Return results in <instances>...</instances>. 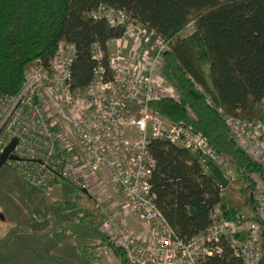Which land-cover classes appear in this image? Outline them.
Returning <instances> with one entry per match:
<instances>
[{"label": "built area", "instance_id": "2783aa9c", "mask_svg": "<svg viewBox=\"0 0 264 264\" xmlns=\"http://www.w3.org/2000/svg\"><path fill=\"white\" fill-rule=\"evenodd\" d=\"M85 16L121 36L109 39L105 48L93 44V78L83 90L74 89L77 45L61 41L48 66L27 65L18 94L0 95V156L18 140L17 160L8 159L5 166L46 194L57 181L86 192L110 185L122 210L105 215L103 232L124 253L125 264H203L228 249L241 264H259L264 257V122L227 119L233 138L263 168V176L255 177V218L228 220L215 209L204 233L182 239L155 203L151 140H168L197 154L204 170L211 172L212 163L229 185L237 181L234 167L193 125L172 122L152 109L154 102L180 101L161 73L170 41L123 9L99 4ZM131 218L146 229L134 231Z\"/></svg>", "mask_w": 264, "mask_h": 264}, {"label": "trees", "instance_id": "16d2710c", "mask_svg": "<svg viewBox=\"0 0 264 264\" xmlns=\"http://www.w3.org/2000/svg\"><path fill=\"white\" fill-rule=\"evenodd\" d=\"M99 4L125 10L170 41L161 73L180 101L154 102L152 109L193 125L235 170L237 181L221 190L200 156L152 139V191L169 225L187 240L208 229L215 209L228 220L255 218V177L263 168L233 138L227 119L264 122V0H0V95L18 94L27 65L48 66L61 41L77 45L74 89H85L95 68L93 44L105 48L121 36L85 16ZM203 264L241 261L228 249Z\"/></svg>", "mask_w": 264, "mask_h": 264}, {"label": "rangeland", "instance_id": "374dc122", "mask_svg": "<svg viewBox=\"0 0 264 264\" xmlns=\"http://www.w3.org/2000/svg\"><path fill=\"white\" fill-rule=\"evenodd\" d=\"M191 31L192 28H189L186 33H190ZM131 52V49L126 51L127 58H130ZM63 123L66 130H68L69 125L67 121L64 120ZM19 177L21 178L15 170L8 166H4L0 171V216L3 215L5 219L4 221L0 217V264H34L32 255H28L26 260L22 259L23 262L21 263L18 260V255H14L15 251L17 253L19 251V235L24 233L28 236V254L34 251L33 247L36 240L33 237L30 238L32 234L43 237L49 234L55 236L57 239L69 237L78 248L73 257L79 261L81 258L86 259L87 263L85 264H124L123 261H118V259L114 258L112 250L105 244L108 237L103 234L105 215L122 210L121 200L110 185H101L102 190L98 188L95 194L84 195L85 197L81 196L79 190L69 185H64L68 191L66 196L68 204L59 203L53 209H50L51 211L49 210L48 213H43L42 215L36 214L35 221L47 224V228L42 231L43 233L39 234L27 228L23 229L25 225V223H22L23 218H19L20 222L18 223L14 221L18 218L12 216L10 209L1 207L4 201H13L15 199L18 203L16 193L21 189V184H24L22 182L23 179L21 178V180ZM12 179L14 181L11 183L13 189L11 191V187H7V185L8 183L10 184ZM24 191L33 193L35 189L29 185H25ZM101 193L106 194L105 197ZM56 194L60 193L57 192L54 195L56 196ZM25 208L28 211L31 209L28 203L25 204ZM134 225L136 228H144L143 222H136L130 226L133 228ZM51 230H53L52 233H50ZM133 230L139 231L135 228ZM60 252L58 251L57 253L56 262L67 264L68 260L60 257L62 256Z\"/></svg>", "mask_w": 264, "mask_h": 264}, {"label": "crops", "instance_id": "0c3cea01", "mask_svg": "<svg viewBox=\"0 0 264 264\" xmlns=\"http://www.w3.org/2000/svg\"><path fill=\"white\" fill-rule=\"evenodd\" d=\"M12 181H14V179H12L10 184L8 183V185H7V187H11V191L13 190L12 184H11ZM22 182L24 184H21V189H19L18 192L16 193V196H18L17 197L18 203L16 202L15 199L13 201H4L2 203L1 207L5 208V209H10L12 211V216L14 218H18L17 220H14V221L19 223L20 222L19 218H23L24 222L22 221V223H25V225L23 226V229L27 228V229H30L34 232L39 233V234L43 233L42 231L45 228H47V224L35 221V217H37L36 214L42 215L43 213H48L50 209H53V207H55V205H57L59 203L60 204H68L67 203V197H66L68 191H67V188L64 187V185H69L73 188H75V187L70 185L67 182L57 181L54 185V188H53V191L51 192V194H46L42 190L30 185L29 183H27L23 180H22ZM25 185H29L30 187H33L35 189V192L33 191V193H27L26 191H24ZM75 189L79 190L78 188H75ZM97 189L98 188H96V187L95 188L91 187V189L88 192L81 191V190H79V191L81 193V196L85 197L88 194L89 195L95 194V192H97ZM57 192H59L60 194H56V196H55L54 194ZM101 195H103L105 197L106 194L101 193ZM21 197H22V199H21ZM27 203L29 204V206L31 208L30 211H28L25 208V204H27ZM3 220L5 221V219H3ZM136 222H141V221H138L135 218L129 219L130 225L135 224ZM138 227H140V225H138ZM143 227L144 228H136L135 225L133 226V228H135L139 231H143L146 229L144 224H143ZM52 232H53V230L50 231V233H52ZM103 234L105 236H107L104 232H103ZM19 236H20L19 247H18L19 251H18V253L15 251L14 255L15 256L18 255V258H19L18 260L20 263L23 262L22 259L26 260L28 255L29 256L32 255L33 256L32 260L34 261V264H60V262H56V259H55L57 257L58 251L59 252L61 251L60 254L62 256H60V257H63L64 260H68L67 264H85V263H87V260L84 258H81L79 261L73 257L78 248L69 237H66L64 239H57L55 236H52L49 234H46L45 237L37 235V234H35V235L32 234L30 238L33 237L36 241L34 243L35 246L33 247L34 251H32L31 253L28 254V249H27L28 248V245H27V242H28L27 237L28 236L25 235V233L21 234ZM107 240H106L105 244H107L108 247L112 250V255L114 256V258L116 260L118 259V261L121 260L124 262V256L122 257V255H120L117 252V250L114 249L113 245L111 244V242L108 238H107ZM105 244H104V246H105ZM39 249H40V251H39ZM22 264H24V263H22Z\"/></svg>", "mask_w": 264, "mask_h": 264}, {"label": "water", "instance_id": "95a60500", "mask_svg": "<svg viewBox=\"0 0 264 264\" xmlns=\"http://www.w3.org/2000/svg\"><path fill=\"white\" fill-rule=\"evenodd\" d=\"M18 143L17 139L12 140V142L5 148L4 152L0 156V171L5 166V163L8 159L17 160V157L13 154V151ZM220 154V152L218 151ZM208 166L211 168V172L214 175L215 179L223 188L229 186L228 180L224 177L221 170L218 167H215L212 163H208ZM86 192V191H85ZM2 220L4 217L1 215Z\"/></svg>", "mask_w": 264, "mask_h": 264}]
</instances>
